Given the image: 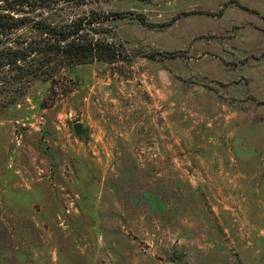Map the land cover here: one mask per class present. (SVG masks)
<instances>
[{
  "label": "rangeland",
  "instance_id": "rangeland-1",
  "mask_svg": "<svg viewBox=\"0 0 264 264\" xmlns=\"http://www.w3.org/2000/svg\"><path fill=\"white\" fill-rule=\"evenodd\" d=\"M4 8L112 51L2 70L0 264H264V0Z\"/></svg>",
  "mask_w": 264,
  "mask_h": 264
},
{
  "label": "trees",
  "instance_id": "trees-1",
  "mask_svg": "<svg viewBox=\"0 0 264 264\" xmlns=\"http://www.w3.org/2000/svg\"><path fill=\"white\" fill-rule=\"evenodd\" d=\"M81 21L82 18H79L62 26L38 22L35 26L39 32L36 40H24L18 34L17 38L8 41L9 36L28 25V21L11 12L10 8H4L0 11V41H4L0 42V74L6 67V70L21 75L27 72L38 75L41 68L52 63L71 66L94 58H110L105 53L112 51L111 45L99 39L84 38Z\"/></svg>",
  "mask_w": 264,
  "mask_h": 264
},
{
  "label": "water",
  "instance_id": "water-1",
  "mask_svg": "<svg viewBox=\"0 0 264 264\" xmlns=\"http://www.w3.org/2000/svg\"><path fill=\"white\" fill-rule=\"evenodd\" d=\"M73 130L76 135L80 136H85L86 135V130L84 129L83 125L81 122H75L73 124Z\"/></svg>",
  "mask_w": 264,
  "mask_h": 264
}]
</instances>
